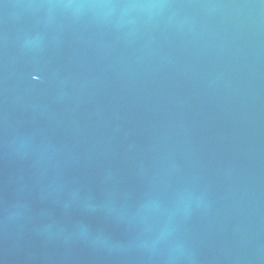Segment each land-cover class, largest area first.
<instances>
[{"label": "water", "instance_id": "1", "mask_svg": "<svg viewBox=\"0 0 264 264\" xmlns=\"http://www.w3.org/2000/svg\"><path fill=\"white\" fill-rule=\"evenodd\" d=\"M0 264H264V0H0Z\"/></svg>", "mask_w": 264, "mask_h": 264}]
</instances>
